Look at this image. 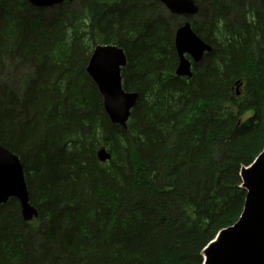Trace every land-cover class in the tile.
Here are the masks:
<instances>
[{
  "label": "trees",
  "instance_id": "trees-1",
  "mask_svg": "<svg viewBox=\"0 0 264 264\" xmlns=\"http://www.w3.org/2000/svg\"><path fill=\"white\" fill-rule=\"evenodd\" d=\"M195 1L213 52L188 79L175 75L183 23L157 17H175L158 0H73L49 20L0 0V144L49 221L32 233L18 201L0 208V264H202L238 222L241 169L264 150V0ZM98 45L128 57L127 130L86 72Z\"/></svg>",
  "mask_w": 264,
  "mask_h": 264
},
{
  "label": "water",
  "instance_id": "water-1",
  "mask_svg": "<svg viewBox=\"0 0 264 264\" xmlns=\"http://www.w3.org/2000/svg\"><path fill=\"white\" fill-rule=\"evenodd\" d=\"M27 1L34 8L45 9L73 0ZM158 1L175 16L191 18L200 12L195 0ZM175 48L178 55L175 73L179 78H193V64L202 62L206 54L213 52V47L196 33L189 21L176 32ZM127 64L128 57L123 48L98 45L86 68L103 99V108L110 122L126 130L139 100L138 93L124 89L122 70ZM240 87L237 88L238 96L241 95ZM98 158L107 162L111 155L103 148L98 151ZM240 176L241 188L247 192L243 213L235 225L219 232L202 251V264H264V150L250 166L241 169ZM10 199L21 203L25 221L39 216L38 207L31 204L21 159L0 144V206Z\"/></svg>",
  "mask_w": 264,
  "mask_h": 264
},
{
  "label": "rangeland",
  "instance_id": "rangeland-1",
  "mask_svg": "<svg viewBox=\"0 0 264 264\" xmlns=\"http://www.w3.org/2000/svg\"><path fill=\"white\" fill-rule=\"evenodd\" d=\"M68 3H72V2H68ZM61 5H64V3L63 4H61ZM60 5H57V6H55V7H51V8H45V10H44V15H45V18L47 17V20H49L52 16L54 17V14H56L58 11H59V9H60V7H59ZM165 7V6H164ZM75 8V7H74ZM36 9H40V8H36ZM42 9H44V8H42ZM75 11H77V12H79V10L76 8V9H74ZM169 12V11H168ZM170 13V12H169ZM157 17H164V18H166L167 19V21H168V24L170 25V26H176V24H182V23H184L185 22V18H183V17H179V16H175V17H173V16H170V18L169 17H167V14H166V12L163 10V11H160L159 10V12L157 13ZM168 15H172L171 13L170 14H168ZM78 16H80V14H76V17H78ZM192 19H195L196 21L195 22H198L199 21V23H200V21H201V18L199 17V16H197V15H195V16H192L191 17V19L190 20H192ZM198 23V24H199ZM178 65V64H177ZM248 120V116H245V117H243V119H242V123L243 122H246ZM0 208H2V206H0ZM21 214H22V209H21ZM21 219H22V217H21ZM49 222L48 221V218H44L43 219V221H40V219H38V220H34L33 222H28V221H24L23 219H22V222L23 223H27L28 224V226L33 230V231H31L32 233H34L35 231H36V229H37V231L38 230H42V223H45V222ZM41 228V229H40ZM44 229H45V227H44ZM36 231V232H37ZM43 239V238H42ZM42 239H41V241H42Z\"/></svg>",
  "mask_w": 264,
  "mask_h": 264
},
{
  "label": "flooded vegetation",
  "instance_id": "flooded-vegetation-1",
  "mask_svg": "<svg viewBox=\"0 0 264 264\" xmlns=\"http://www.w3.org/2000/svg\"><path fill=\"white\" fill-rule=\"evenodd\" d=\"M179 17H183V18H185V21L191 19V18L186 17V16H179ZM193 66H194V64H193ZM13 200H14V201H18V200H16V199H12V200H10V201H13ZM8 203H10V202H8ZM8 203H7V204H8ZM7 204H5V205H7ZM5 205H3V206H5ZM19 205H20V203H19ZM3 206H2V207H3ZM21 209H22V208H21V205H20V214H21ZM21 216H22V215H21Z\"/></svg>",
  "mask_w": 264,
  "mask_h": 264
},
{
  "label": "bare ground",
  "instance_id": "bare-ground-1",
  "mask_svg": "<svg viewBox=\"0 0 264 264\" xmlns=\"http://www.w3.org/2000/svg\"><path fill=\"white\" fill-rule=\"evenodd\" d=\"M217 241H218V240H217ZM217 241H216V242H217ZM205 258H206V256H204V260H205Z\"/></svg>",
  "mask_w": 264,
  "mask_h": 264
}]
</instances>
